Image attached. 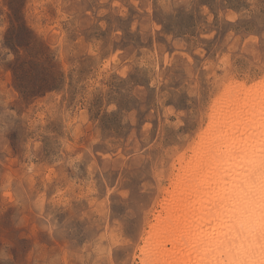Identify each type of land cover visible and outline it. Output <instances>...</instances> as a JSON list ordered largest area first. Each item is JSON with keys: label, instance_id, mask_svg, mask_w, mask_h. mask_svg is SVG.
Segmentation results:
<instances>
[{"label": "rangeland", "instance_id": "1", "mask_svg": "<svg viewBox=\"0 0 264 264\" xmlns=\"http://www.w3.org/2000/svg\"><path fill=\"white\" fill-rule=\"evenodd\" d=\"M231 81H264V0H0V264H142Z\"/></svg>", "mask_w": 264, "mask_h": 264}, {"label": "bare ground", "instance_id": "2", "mask_svg": "<svg viewBox=\"0 0 264 264\" xmlns=\"http://www.w3.org/2000/svg\"><path fill=\"white\" fill-rule=\"evenodd\" d=\"M262 82L231 81L217 96L171 169L142 264H264Z\"/></svg>", "mask_w": 264, "mask_h": 264}]
</instances>
